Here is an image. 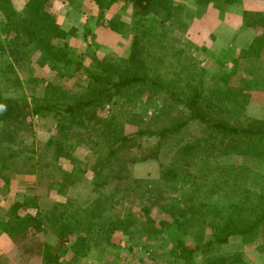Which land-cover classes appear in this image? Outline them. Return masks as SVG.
Segmentation results:
<instances>
[{
  "label": "trees",
  "instance_id": "obj_1",
  "mask_svg": "<svg viewBox=\"0 0 264 264\" xmlns=\"http://www.w3.org/2000/svg\"><path fill=\"white\" fill-rule=\"evenodd\" d=\"M114 1L108 0L102 7ZM125 1L135 16L133 35L128 55L116 59L99 58L94 52L72 57L67 37L74 28L66 31L60 27L47 8L48 0H26L23 14L12 12L15 18L6 14L10 21L2 29L6 41L1 51L5 55L0 51V176L6 178L4 186L17 169L14 163L21 151L16 146L33 137V118H47L54 131L40 145L41 155L28 173L35 174L37 167L36 179L55 196L67 195L80 179L89 178L92 196L81 211L72 210L58 223L52 221L53 209L47 215L45 206L27 197L15 198L0 218V230L13 240H35L45 227V231L52 228L56 244L45 241L34 247L28 243L31 241L26 242L32 246L27 253L40 255L43 264H60L68 249L72 255L84 256L81 243L92 229L100 239H110L119 232L132 237L134 227H140L148 239L165 230L164 243L170 242L168 254L177 264H235L240 253L220 249L215 253L213 248L234 239L245 245L264 240V115H247L240 90L215 85L219 78L206 90L207 71L189 55L184 54L186 62H176L180 54L174 52V39L166 36L165 25L187 28V16L182 13L189 10L184 3ZM235 1L193 0V6L204 8L214 3L223 8ZM113 24L110 21L107 26L118 29ZM244 25L260 29L244 49V56L259 57L264 44V8L249 15ZM174 53L176 61H167ZM42 66L61 70L65 78L77 76L79 82L67 88L43 79L41 94L28 99L19 88L20 73L29 83L37 82L34 71ZM25 67L29 71L23 73ZM179 107L185 112L183 117L176 114ZM127 124L135 130L126 132ZM190 124L218 135L236 150L224 155L206 152L203 133L186 134ZM148 139L155 142L141 150ZM165 139L173 142L176 152L169 163H160L158 179L134 177L132 165L156 159ZM77 147L87 150L85 159L77 157ZM62 158L72 163L71 169L59 166ZM194 166L196 175L188 172ZM169 188L186 190L185 197L170 205V219L158 222L149 215L150 206L145 202L156 204L154 197ZM132 196L139 199L138 210L118 212L117 200ZM30 207H35L34 214L28 211ZM30 227L34 230L29 235ZM206 229L209 235L204 239ZM71 235L81 239L71 241ZM186 236L193 242L186 243ZM205 250H209V258L196 259Z\"/></svg>",
  "mask_w": 264,
  "mask_h": 264
},
{
  "label": "rangeland",
  "instance_id": "obj_2",
  "mask_svg": "<svg viewBox=\"0 0 264 264\" xmlns=\"http://www.w3.org/2000/svg\"><path fill=\"white\" fill-rule=\"evenodd\" d=\"M107 1L48 0L47 8L55 16L60 27L66 31L74 28L71 35L67 37L70 49L69 54L72 57L75 58L79 54L88 55L90 52H94L99 58L109 57L116 59L128 55L133 35V31L131 30L132 20L135 17L133 16V8L125 0H115L111 6L103 8L102 6ZM174 1L175 3L182 2L187 6L189 11H184L182 15L184 17L187 16L188 26L187 28H175V26H169V23L165 25L166 36L169 38L173 37L174 39V52L180 54L177 61L175 53L168 55L167 61L178 62L179 60V62H186L188 57L185 58L184 54L189 55L191 61H194L195 64L205 68L207 71V75L205 76L206 90H209L216 79L219 78L220 80L215 85L230 87L232 91L240 90L239 93H242L240 99L245 101V113L247 115L251 117L264 115V44H262L263 47L259 57H245L244 49L248 40H244L243 34L239 35V39L235 37L230 40L231 28L227 25L230 20H239V22L241 20L242 27L237 26L238 31L241 33L248 31L243 29V26L247 27L244 25L245 19L253 12L262 10L264 8V0H236L233 4L225 5L223 8H218L214 3H209L204 8H200L197 5L193 6V0ZM25 2L26 0H5L3 2L0 0V51L4 46L3 43L6 41L5 33L2 29L10 21L6 17V14L9 13L13 16L14 14L15 16L23 14ZM226 12L227 14H224ZM194 20L203 21V24L199 23L190 28ZM110 21L114 22L113 26H119L118 29L109 28L107 25ZM259 31L260 29H254L253 37ZM236 41L239 43L238 46H235ZM179 49L184 50V52L180 53ZM1 53L5 55L4 52L1 51ZM86 60L89 62L88 58ZM27 71H29V68L25 67V70L22 72L26 73ZM62 74L61 70H49L47 66L38 67L34 71L37 82L29 83L20 73L22 77L19 88L28 99H31L41 94L43 85L40 81H43V79H52L67 88H71L79 82L77 76L65 78ZM211 75H214V78ZM221 77L225 78L224 82ZM32 84L36 86L34 87ZM179 108L180 110H177L176 114L183 117L185 112L181 107ZM51 121L47 118H33L35 132L32 138L24 139L16 146L21 151V155L18 158L19 160L14 163L17 169L11 173L6 186H4L6 178L0 176V218L15 198L21 199L27 197L28 200L35 201L40 206H45V214L47 215L53 209V222L60 220L65 215H69L72 210L81 211V208L89 203L88 199L92 196V193L90 194L92 186L89 178L80 179L69 190L67 195L55 196L53 191L48 190L45 183L38 182V179H36V175L40 171L37 167H35V174H31L32 172L28 173L31 166H34L32 165L33 161L41 155L38 154L40 145L54 131ZM134 130L135 126L133 125L127 124L125 126L126 132ZM193 133L195 135L203 133L204 150L208 153L224 155L225 153H233L236 150L231 144L220 139L218 135L210 134L209 132L204 133L200 126L196 124H190L187 128L186 134L191 135ZM154 142L155 140L153 139L142 142L144 146L141 150L151 147L147 145H153ZM133 151L135 152L136 149ZM175 152L176 146L173 142L170 139H165L158 150L157 158H149L133 164L131 174L134 177L157 180L160 163H169ZM75 154L78 158L85 159L87 150L84 147H77ZM58 164L65 169L72 168V163L65 158L60 159ZM194 167L192 169L188 168V172L192 175H196L195 171L197 168ZM156 185L159 188L157 183ZM185 191L169 188L165 193L154 197L158 201V204L152 203L153 200L146 201L145 204L150 206L149 215L158 222L164 218L170 219L171 217L167 214L170 211V205L172 203L179 204L185 197ZM36 196H38V200ZM138 200L134 196L129 198L124 197L123 201L117 200L119 203L115 207L121 214H124L126 211H137ZM59 202H62L60 203L62 205H66L68 209L59 205ZM28 211L34 214L36 209L35 207H30ZM19 212L21 216L24 213L22 209ZM18 222L22 225L24 223L22 219H19ZM46 228L48 227H45L44 230L36 234L35 240L30 239L31 237L26 239L17 237L13 240L0 230V264H43L40 255L35 252L27 253L26 250L32 248V246L26 244V242L31 241L28 243L35 244L34 247L37 243L45 241L56 244L58 240L53 235V229L50 228L45 231ZM134 229L135 234L132 237L129 234L119 232L112 234L110 239H100V236L95 235V229H92L81 243V246L85 249V255H72V250L68 249L62 254L59 263L177 264L168 254L170 242L164 243L165 239H167L165 230L162 234L156 236L155 239H148L143 230L140 232V227H134ZM33 230L30 227L27 233L30 235ZM206 232L204 239L209 235L207 229ZM70 237L72 238L71 241L81 239L77 235H71ZM184 240L186 243L193 242L191 236L184 237ZM263 245V238L257 244L248 245L234 239L226 245L215 246L213 251L216 253V250L220 249L221 251L240 253L235 264H264ZM68 246L69 244L67 243L66 247ZM207 258H209V250L203 251L196 257V259L203 261ZM182 263L183 261H179L178 264Z\"/></svg>",
  "mask_w": 264,
  "mask_h": 264
},
{
  "label": "crops",
  "instance_id": "obj_3",
  "mask_svg": "<svg viewBox=\"0 0 264 264\" xmlns=\"http://www.w3.org/2000/svg\"><path fill=\"white\" fill-rule=\"evenodd\" d=\"M233 8V7H232ZM232 8H231V10H232ZM218 14V13H217ZM224 14H227V12L226 13H224ZM227 18V17H226ZM203 22V21H202ZM202 22H200V21H192V25H190L191 27L190 28H192L193 26H195V25H197V24H199V23H202ZM228 22V21H227ZM203 24V23H202ZM230 28H231V30H230V32H231V38H230V40L233 38H235V37H237V39H239V35H241V34H243L242 35V37L243 38H245L244 40H248V43L246 44V47L248 46V44L251 42V40H252V38H253V31H254V29H252V28H250V27H244L243 26V29H246V30H248V31H246V32H244V33H241L240 31H238V28H237V26H241L242 27V22H241V20H240V22H239V20H230L229 21V24H227ZM236 39V40H237ZM230 40H228V41H230ZM239 45V43H237V41H236V45L235 46H238Z\"/></svg>",
  "mask_w": 264,
  "mask_h": 264
}]
</instances>
